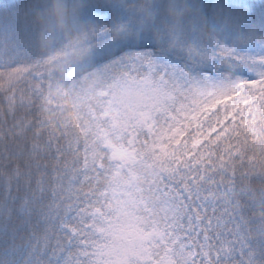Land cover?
<instances>
[{"label":"snow or ice","instance_id":"snow-or-ice-1","mask_svg":"<svg viewBox=\"0 0 264 264\" xmlns=\"http://www.w3.org/2000/svg\"><path fill=\"white\" fill-rule=\"evenodd\" d=\"M0 264H264V0H0Z\"/></svg>","mask_w":264,"mask_h":264},{"label":"rangeland","instance_id":"rangeland-1","mask_svg":"<svg viewBox=\"0 0 264 264\" xmlns=\"http://www.w3.org/2000/svg\"><path fill=\"white\" fill-rule=\"evenodd\" d=\"M38 17L40 16H36L34 17V22L38 25V35H37V41L39 42V47L41 48H45V46H56L57 44H55V41L57 42L56 39H49L48 37L51 35L50 33H48V21H49V17L45 16L42 17L40 20H38ZM53 20V22L57 25V29H56V34L61 36L63 34L61 33V28H62V24L63 21H61L60 18L58 17H52L51 18ZM70 27L72 26L71 24L69 25ZM60 28V31H59ZM124 238L128 241H130L133 238V234L131 233V231L125 233Z\"/></svg>","mask_w":264,"mask_h":264},{"label":"trees","instance_id":"trees-1","mask_svg":"<svg viewBox=\"0 0 264 264\" xmlns=\"http://www.w3.org/2000/svg\"><path fill=\"white\" fill-rule=\"evenodd\" d=\"M19 2H26V0H19ZM40 2H47V3L51 4L52 0H40ZM64 2L68 3L69 5H75V4L81 3L82 0H64ZM94 2L100 3L101 0H94ZM139 2L144 3V2H146V0H139ZM167 2H169V0H165V3H167ZM178 2L179 3H183L184 0H178ZM251 2H254V3L258 4V3H260V0H251ZM185 15H187V13H185ZM41 18H42L41 16L38 17V20H40ZM70 24L72 25V20H71L70 17L63 21V25H66L68 29L72 28V26L71 27L69 26ZM37 27H38V25H37ZM59 31H60V28H59ZM64 31H65V29H64V27H62L60 34H64ZM62 36L63 35H61V37ZM55 44H57L56 46H58L59 45V41H57V42L55 41ZM37 47H38V49L41 52H46L51 46H45V48H41V47H39V42L37 41Z\"/></svg>","mask_w":264,"mask_h":264}]
</instances>
